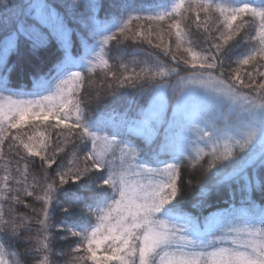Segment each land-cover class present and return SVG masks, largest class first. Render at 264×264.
<instances>
[{"label": "snow or ice", "instance_id": "1", "mask_svg": "<svg viewBox=\"0 0 264 264\" xmlns=\"http://www.w3.org/2000/svg\"><path fill=\"white\" fill-rule=\"evenodd\" d=\"M3 2L19 12L0 36V73L15 70L9 60L22 44L33 56L49 52L54 67L39 69L30 99L0 96V264H54L60 232L75 243L60 253L65 264H264V0H165L147 9L117 0L112 20L99 16L104 0ZM112 42L123 45L119 71L111 70ZM140 44L149 46L143 60ZM84 67L104 72L91 113L84 73L72 71ZM126 89L135 111H102ZM185 160L215 178L206 189L198 182L191 207L201 215L183 210ZM221 192L225 206L213 209L209 196ZM58 213L75 222H56ZM32 225L36 235H24Z\"/></svg>", "mask_w": 264, "mask_h": 264}, {"label": "trees", "instance_id": "2", "mask_svg": "<svg viewBox=\"0 0 264 264\" xmlns=\"http://www.w3.org/2000/svg\"><path fill=\"white\" fill-rule=\"evenodd\" d=\"M13 0H7L8 4H11ZM21 2L26 3L27 0H21ZM54 3H61L64 2L68 5L73 4V0H53ZM117 0H104V10L99 13V16L101 19H109L112 20L114 18H117L121 15V9L116 7ZM165 0H136V3L142 7V8H150L154 7L157 3H163ZM219 2V0H218ZM247 2L252 3L254 6H259L261 3V0H247ZM19 12V9H13V8H6L5 3L3 0H0V36H2L8 29L12 26V21L15 19L17 13ZM142 15H146V12H142ZM71 15V14H70ZM124 18H127L126 13L124 14ZM139 26V22L132 21L131 27L133 30H135ZM75 27V25H73ZM144 27L147 28V24H144ZM187 27V24L185 25ZM191 32V39L194 42H197L201 37L199 34L196 33L195 28L190 29ZM255 34V33H253ZM165 40H168V37L165 36ZM125 45H127V51L131 52L133 47L137 46L134 44L133 41L128 40L124 42ZM140 48L143 49V51L139 55V59L143 60L145 58V53L149 51V46L147 44H140L138 45ZM174 47V44H173ZM109 57H110V64H111V70L112 71H119L118 65L120 63L119 60L116 59V57L120 54V51L123 49V45L117 46L115 42H112L109 46ZM73 56L78 58L80 56H83V48L80 45H76L73 51ZM47 58L48 63L47 64H41V59ZM126 59L130 60L131 56L127 57ZM161 59H164L168 61L170 58H165L161 55ZM232 59H236V57H232ZM10 64H15V70L12 71L10 74L7 73H0V92L5 93L9 91H34V85L36 82V78L42 75L43 73L39 71V69H43V72H47L49 67H54V64L52 62V57L49 52H40L36 56H33L28 50L25 45H21V51L19 55H12L10 60ZM131 67V65H130ZM234 67V65H233ZM75 69V68H73ZM84 73L85 77V92L83 94V99L86 104V111L91 113L92 110L98 105L94 101L95 92L96 89L99 87L100 82L104 79V72L100 69H96L94 73H89L87 71V67H84L81 69ZM225 75H227V71L225 72ZM89 81H94V85H89ZM125 94L119 97L115 101L109 100V102L105 104H101L100 107L102 108V111L106 113H112L113 110H115L116 113L122 112L125 109L135 111L138 107V104L136 102L135 93L132 89H126L122 90ZM93 97L92 100H89L88 97ZM229 111L228 106L225 105L224 112L227 114ZM30 134V130H29ZM177 149L179 148V144L176 145ZM7 145H5V153H7ZM8 159L12 161V167L15 168V157L8 155ZM164 159V157H162ZM37 165L39 164V160L37 158ZM168 162H171L170 160ZM7 161L6 160H0V176L4 175V168L6 166ZM184 178H185V196L183 199V210L186 212H191L193 215H201L204 214L203 210L199 207H191V205L198 203V197L200 195V192L198 191V182L203 181L204 188L206 189L208 185L212 184L214 182L215 178H208L205 179L201 175V169H191L187 166V161L184 162ZM155 166V165H152ZM231 169H225V173L230 172ZM191 180V185H187V181ZM61 200H63V197H60ZM227 200V197L221 192L219 195L216 193H212L209 196V202L212 205V208H218L225 206V201ZM256 205L261 206L262 200L257 193L255 197ZM231 203V201H228ZM30 203H33L30 201ZM41 205L39 203H33V207L39 208ZM237 207H239V203H237ZM5 212L8 210V205L5 204L4 206ZM22 210V209H21ZM7 218V217H6ZM54 220L62 225L71 226L75 222V218L71 216H63L61 214H57L54 217ZM36 225H32V232H25L24 235H36ZM66 235L63 232H60L57 235V238L55 241H53V251L56 253L55 256L52 257V260L54 264H65V262L69 259L68 255H60L61 252L67 253L70 247H74L75 243L73 242L71 245L69 243H66L65 241L61 240L59 237ZM7 243L11 246V250H16L17 247L20 248V250H23V245L19 244L16 241H7ZM29 264H35V261L30 257L29 258Z\"/></svg>", "mask_w": 264, "mask_h": 264}, {"label": "rangeland", "instance_id": "3", "mask_svg": "<svg viewBox=\"0 0 264 264\" xmlns=\"http://www.w3.org/2000/svg\"><path fill=\"white\" fill-rule=\"evenodd\" d=\"M72 71H81L80 68H75V69H72ZM33 91H19V92H16V91H7L5 93H1L0 92V96H9V95H13L14 98L16 99H30L31 98V93ZM260 206L257 205V208H259Z\"/></svg>", "mask_w": 264, "mask_h": 264}]
</instances>
